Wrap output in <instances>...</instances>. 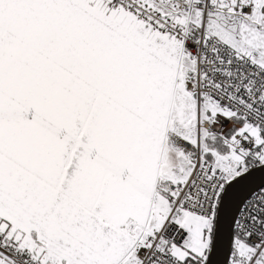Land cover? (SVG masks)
<instances>
[{
    "label": "snow or ice",
    "instance_id": "obj_1",
    "mask_svg": "<svg viewBox=\"0 0 264 264\" xmlns=\"http://www.w3.org/2000/svg\"><path fill=\"white\" fill-rule=\"evenodd\" d=\"M0 264H264V0H0Z\"/></svg>",
    "mask_w": 264,
    "mask_h": 264
},
{
    "label": "water",
    "instance_id": "obj_2",
    "mask_svg": "<svg viewBox=\"0 0 264 264\" xmlns=\"http://www.w3.org/2000/svg\"><path fill=\"white\" fill-rule=\"evenodd\" d=\"M262 177L260 175H257L256 177H254L251 181L252 185H258L261 182Z\"/></svg>",
    "mask_w": 264,
    "mask_h": 264
}]
</instances>
